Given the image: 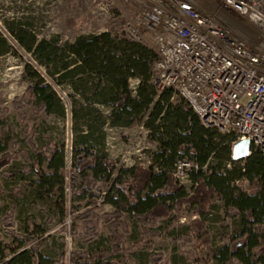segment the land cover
<instances>
[{
	"label": "trees",
	"instance_id": "16d2710c",
	"mask_svg": "<svg viewBox=\"0 0 264 264\" xmlns=\"http://www.w3.org/2000/svg\"><path fill=\"white\" fill-rule=\"evenodd\" d=\"M7 27L18 45L31 53L57 84L66 83L75 94L85 97V101L92 93L91 98L94 96L98 104L107 107L111 126L135 127L137 122L132 120L133 117L145 114L151 141H157L160 146L156 158L162 167L173 166L186 152L197 159L200 167L209 166L211 155L221 166H231L221 173L209 166V175L200 169L192 176L190 193H186L176 178L165 170L155 172L152 168L136 166L118 171L116 162L102 154L104 134L101 129L107 122L95 104H83L78 110L73 108L71 119L75 123L80 121L83 127L82 131L75 129L73 159L91 172V175L81 173L82 180L89 187L94 189L97 180L109 187L106 203L115 211L105 215L96 214L95 210L87 212L89 221L84 224L89 237L96 240L102 222L112 223L109 250L73 252L69 256V264H128L129 260L121 254L134 250L138 245L126 248L124 238L118 232L119 229L127 230L123 214L135 212L133 220L141 227L143 247L151 251L150 244L160 238L159 222L170 221L169 229L172 228L179 220L177 214L184 208L192 209L196 218L191 221L188 234L179 240L184 245H192L197 253H207L204 259L195 258L194 264H264V159L253 149L244 159L233 161L230 136H221L217 130L204 128L190 106L174 96L171 89L157 94L149 86L156 59L152 50L121 38L114 28L99 35H82L72 44L59 47L56 40L36 41L21 26L9 24ZM8 51L6 40L0 36V56ZM133 79L139 81L135 95L129 89V81ZM23 80L31 82L25 91L27 105L35 103L45 115L64 119L65 108L58 96L28 65L25 66ZM36 129L29 135L34 136ZM25 131H28L27 127ZM50 147L43 150L35 165L36 179L32 186L37 198H53L63 216L65 182L61 172L64 154L57 146L51 144ZM28 161L31 163V158ZM247 182L252 191L250 195L241 189L231 188L233 183L244 185ZM219 199L225 202L226 216L238 219L239 225L230 243L215 250L206 218ZM172 213L176 215L171 216ZM6 235L17 247L9 248L13 254L10 259L5 258L0 247V264L62 263L40 252L44 237L39 229L27 236L14 231L6 232ZM27 242L39 250L23 249ZM163 261L162 254H153L147 264H163Z\"/></svg>",
	"mask_w": 264,
	"mask_h": 264
},
{
	"label": "rangeland",
	"instance_id": "374dc122",
	"mask_svg": "<svg viewBox=\"0 0 264 264\" xmlns=\"http://www.w3.org/2000/svg\"><path fill=\"white\" fill-rule=\"evenodd\" d=\"M196 2L200 11L230 28L249 44L256 45L259 33L245 19L224 9L216 0ZM136 7L124 0H0V36L9 46V51L0 56V247L6 259L13 256L9 248L17 247L6 235L8 231L27 236L39 229L44 237L40 252L61 264H69L70 254L76 251L92 252L110 248V231L113 228L110 221L102 222L96 240L91 239L84 229L85 222L89 221L87 212L95 210L96 214L105 215L112 214L115 209L106 203L109 187L98 180L94 189L89 187L82 180L81 173L91 175V172L73 159L75 129L82 131L83 128L80 121L75 123L71 119L73 108L78 110L83 104H95L107 122L101 129L104 134L103 147L100 146L102 154L116 162L118 171L136 166L152 168L155 172L165 170L176 178L186 193H190L192 176L200 169L208 175L209 166L216 168L219 173L231 169L228 164L221 166L214 155L208 159L209 166L200 167L197 159L187 152L180 155L181 158L173 166L162 167L156 158L160 146L157 141H151L153 139L146 128L145 114L133 117L132 120L137 122L135 127L111 126L107 107L98 104L94 96L91 98L92 93L87 95L89 98L85 101V97L75 94L66 83L57 84L32 54L18 45L7 27L9 24L21 26L36 41L56 40L57 46L62 47L72 44L82 35H99L112 28L121 37L122 25L132 17L133 11H137ZM26 65L35 70L58 96L65 108L64 119L45 115L35 103L26 104L25 91L31 83L23 80ZM132 87L129 81V89L133 92ZM155 92L160 94L157 90ZM1 110L6 112L2 113ZM26 127L28 131H25ZM35 128L34 136L29 135ZM51 144L62 149L64 154V168L61 172L65 182L63 216L53 198H37L32 186L36 179L35 165L41 159L43 150L51 149ZM28 158H31V163ZM181 162L188 166L179 169L178 164ZM43 167L46 169L44 162ZM231 188L241 189L246 195L252 193L248 182L244 185L233 183ZM208 212V233L212 247L217 250L230 243L238 232L239 221L226 216L225 202L221 199L215 201ZM134 213L123 214L127 230H118L126 248L138 245L134 250L121 254V257L129 260L128 264H147L153 254H162L163 264H194L195 258H206V252L197 253L192 245H184L179 240L188 234L189 225L196 218L192 209L184 208L179 212V220L170 229V221L159 222L160 238L150 244L151 251L143 247L141 227L133 220ZM32 245L27 242L23 249L33 252L39 250Z\"/></svg>",
	"mask_w": 264,
	"mask_h": 264
},
{
	"label": "built area",
	"instance_id": "2783aa9c",
	"mask_svg": "<svg viewBox=\"0 0 264 264\" xmlns=\"http://www.w3.org/2000/svg\"><path fill=\"white\" fill-rule=\"evenodd\" d=\"M124 1L137 11L121 38L156 54L151 86L171 89L204 128L230 136L231 151L248 140V155L254 149L264 159V0H216L256 28L254 46L200 11L196 0ZM138 83L130 80L134 95Z\"/></svg>",
	"mask_w": 264,
	"mask_h": 264
},
{
	"label": "water",
	"instance_id": "95a60500",
	"mask_svg": "<svg viewBox=\"0 0 264 264\" xmlns=\"http://www.w3.org/2000/svg\"><path fill=\"white\" fill-rule=\"evenodd\" d=\"M250 151V142L248 140L237 142L231 152L232 160L237 161L248 156Z\"/></svg>",
	"mask_w": 264,
	"mask_h": 264
}]
</instances>
